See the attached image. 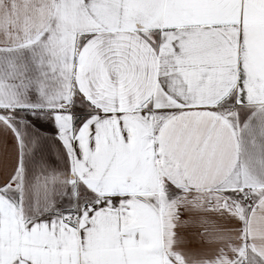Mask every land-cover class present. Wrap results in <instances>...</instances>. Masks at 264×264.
I'll use <instances>...</instances> for the list:
<instances>
[{
    "label": "snow or ice",
    "instance_id": "snow-or-ice-1",
    "mask_svg": "<svg viewBox=\"0 0 264 264\" xmlns=\"http://www.w3.org/2000/svg\"><path fill=\"white\" fill-rule=\"evenodd\" d=\"M0 264H264V0H0Z\"/></svg>",
    "mask_w": 264,
    "mask_h": 264
}]
</instances>
